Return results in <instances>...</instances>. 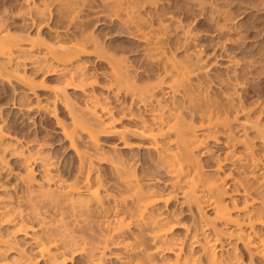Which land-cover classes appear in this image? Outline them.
<instances>
[{"label": "bare ground", "instance_id": "1", "mask_svg": "<svg viewBox=\"0 0 264 264\" xmlns=\"http://www.w3.org/2000/svg\"><path fill=\"white\" fill-rule=\"evenodd\" d=\"M56 1L60 6L67 3V12L75 13L73 0ZM110 1L120 7H132L128 8L133 9L128 16V24L138 23L136 37L147 43L149 49L153 50V55H157L156 58L164 60L163 80L169 87L167 90H171L174 95L181 93L187 98L188 105L183 108L189 113L195 114L201 110L195 114H199L197 118L200 124L194 126L187 119V113L182 106L165 109L162 101L158 102L159 107L153 104L150 118H137L133 131L142 140L139 146L156 156L153 164L158 173L154 177H147L131 167L109 164L112 169L108 168L109 172L114 173L108 179L100 172L101 167L98 168L99 164L102 166L103 154L99 136L118 134L120 138H124L127 131L121 130L115 124L111 111L102 103L95 88L101 86L106 93L116 96L122 91L132 93L133 98L148 105L149 98L151 104L156 99V88L161 85L152 84L149 88L137 86L126 59L123 56H111L105 45L93 35L81 33L79 36L73 35L75 39L68 42L59 39L48 44L45 56L32 61L31 66L38 69L48 66L51 67L48 71L62 76L64 85L55 90L57 97L62 93L61 90L74 88L89 96L92 103L91 117L85 121L75 117V130L64 128L81 160L79 174L77 173L75 182H69L60 172L52 169L53 162L42 156L40 160L45 167V180L35 181L33 169L30 168L34 152L24 149L20 139L8 131L0 116V264H35L20 238L31 245L45 264H75L77 257L80 258L79 262L83 260L86 264H104L111 242H118L117 245L123 247L127 264H245L242 253L239 254L232 248V242L227 236L229 231L222 227L228 224L233 225L229 229L233 228L237 232V240L250 254H257L264 259V166L262 167L263 161L260 158L262 156H258L257 151L258 146H264L262 130L258 128L259 143L249 136L250 125L245 121L239 126H242L245 136L239 138L237 133L235 135L236 131L231 126L233 123L230 124L233 121H230L231 118L228 120L233 114L220 113L219 110L223 111L222 106L213 107L217 101L212 98L214 94L209 96L211 99L206 97L208 94L205 96L207 92L204 91V81L210 76V70L205 67L206 63L195 57H170L166 52L167 48L163 47L164 43L161 44L164 41L163 36L158 37L160 32H155L157 28L153 31V26L147 25V20L142 17L140 21L136 20L139 16L136 13L140 12L139 6L154 0ZM25 2L29 3L30 0ZM75 17L76 15L71 17V22ZM145 24L148 26L146 29L151 27L152 32L144 28ZM152 33L157 36L154 37ZM31 40L26 41L4 22H0V72L7 77L14 76L30 92L36 93L41 84L26 73L28 63L25 57L36 46L35 41ZM90 48L98 58L107 59L108 71L104 76L100 75L106 78L105 81H101L100 72L95 73L85 65L86 61H75L78 56L91 50ZM227 102L223 103L228 104ZM233 102L230 103L234 104ZM222 114L226 116L223 117ZM80 132L87 134L94 152L83 151L75 144ZM222 135L226 137L224 144L226 142L229 149L227 148L224 156L215 157L213 170H207L199 158L197 159L195 152L206 147L209 140L221 142ZM241 143L244 151L241 154L235 153L232 149ZM129 145L126 141L125 146ZM18 150L24 156L23 162L28 165L26 171L17 176L24 185V195L17 192L15 185L10 183L12 180L7 181L4 178L6 174L3 176L4 168L8 164V153ZM230 165L231 168L240 169V175L227 168L231 172L223 177L221 172L227 166L230 168ZM245 169H249L250 173L244 172ZM241 170H244L243 176ZM161 171L169 176L167 181H163L159 173ZM226 187L232 188V206L226 201ZM179 194L181 202L190 211L202 213L203 204L213 210V216H205L204 222L195 216L192 225H185L184 238L174 233L176 225L183 222L179 215L181 211L171 205L175 199L178 200ZM36 198L38 199L35 200ZM112 200L114 206L110 207L108 203ZM44 205L47 211H42ZM51 210L53 214L49 215L48 211L51 213ZM192 246L199 248L195 251Z\"/></svg>", "mask_w": 264, "mask_h": 264}, {"label": "rangeland", "instance_id": "2", "mask_svg": "<svg viewBox=\"0 0 264 264\" xmlns=\"http://www.w3.org/2000/svg\"><path fill=\"white\" fill-rule=\"evenodd\" d=\"M68 1L64 0V2ZM73 1L75 2V13L67 12V3H65V6H60L59 2H55V0H30L29 3L25 0H0V22H4L13 32L25 38L26 41L29 42L33 39L36 43L35 48L25 57V61L28 63L26 73L41 84L36 89V93L30 92L19 79L14 76L7 77L0 72V116L5 121L8 131L20 139L24 149L27 152L28 150L34 152L35 156L31 159L32 165L30 168L33 169L35 181L42 182L45 180L43 178L45 177V167L42 166L43 161L40 160L42 156H45L51 163L53 162V170L60 172L62 177H65L64 179H69L67 181L75 182L79 174L81 160L74 145L72 146L71 141L67 138L64 128L69 131L75 130V117L83 121L91 117V100L89 96L74 88L61 90L62 93L57 97L55 90L58 89V86L64 85L62 76L54 74L53 71H48V69H51L48 66L43 69L33 67L31 62L43 58L47 45L54 41L61 39L68 42L72 38L75 39L74 36L81 35V33L93 35L105 45L106 51L111 56H123L126 59L128 69L137 86L149 88L152 87V84L161 85V87L156 88V99L151 104L149 98L148 105L133 98L132 93L122 91L116 96V94L106 93L107 91L101 86L95 88V92L101 98L102 103H105L107 109L111 111L115 124L121 130L127 131L124 138H120L118 134H101L99 136L103 154L101 156L102 166L99 164V167H97H101L100 172L108 179L113 177L112 174L114 173L110 171V174L109 164L131 167L147 175V177H154L158 173L155 164H153L156 156L139 146L142 140L133 131L136 127V120L139 117L150 118L153 104L159 107L158 102L162 101L165 104L162 105L163 108L172 109L173 106L175 108L187 106L188 100L181 93L174 95L171 90H167L169 87L163 80L165 77L164 60H159V57L156 58L157 55H153V50L149 49L147 43L142 38L136 37L137 32L135 30L138 28V23L132 24L131 22V24H128L130 22L128 16L133 10L129 9L132 7H120L110 0ZM142 5L139 6L140 12L136 13V15H139L136 20L140 21V17H142L143 20H147V25L151 24L149 26H153V31L157 28L155 32H160L158 37L163 36L164 41L161 39L163 41L161 44L164 43L163 47L167 48L166 52L169 53L170 57L171 55L174 58L177 56H179L177 58L184 56L187 59L195 57V59L198 58L206 63L205 67L207 66L210 70V72L208 71L210 76H208L209 78L206 77L207 80L205 78L208 83L204 81V91L207 92L205 96L208 94L206 97L210 98L209 96L214 94L215 97L212 95V98L214 100L216 98L217 101L215 100L216 106L213 105V107L222 106L223 111L219 110V112L221 111L226 115L233 114L232 116L228 115L229 118H227L228 120L231 118L230 121H233L230 124L233 123L231 126L236 131L235 135L237 133V136H240L239 138L245 136L242 126L239 127L245 121L250 125L248 129L249 136L259 143L258 130H262L264 135V0H154L145 2ZM74 15L76 17L71 22V17ZM147 25L145 24V27H143L148 29ZM150 28L146 30H152ZM131 31H134V33L131 34ZM153 33L154 37L157 36ZM77 60L80 63L86 61L85 65L95 73L100 72L99 76H104L109 68L107 59L98 58L92 49L86 54L78 56L75 61L77 62ZM202 61H200L201 64ZM103 76H100L101 81H105ZM161 80L163 81L159 82ZM230 98H233V100ZM218 100H222V102ZM224 101H228V104L223 103ZM46 106L54 110L50 111ZM183 111L187 113V119L193 125L195 124L194 126H199L200 120L197 118L199 114H195L200 113L201 110H198L195 114L189 113L187 109ZM226 115L222 114L223 117ZM79 135L80 137L77 138L78 141H75V144L78 147L80 146L79 148L83 151L94 152L87 134L80 132ZM222 136V140L220 138L221 142L209 140L206 144L207 148L202 147L195 152L197 159L199 158L207 170H213L216 156H224L229 149L226 142L224 144L226 137ZM126 141L129 142V146H125ZM261 147L258 146L257 151L259 152L258 156L260 154L262 156L260 158L263 161V167L264 146ZM208 148L210 150H207ZM204 149L205 151H203ZM234 149L232 150L235 153L241 154L244 151L243 143L237 145ZM15 152L8 153L6 161L8 164L4 168L3 173H5L3 176L6 174L4 178L7 181L12 180L10 183H13V186L15 185L17 192L24 195V185L21 184L17 176L23 174L28 165L23 162L24 156L21 151ZM86 163H88V160ZM227 168L232 169L236 175H240V169L231 168L230 165V168L227 166L221 172L223 177L232 171H228ZM242 171L244 170H241V175L245 174L244 172L250 173L249 169ZM159 173L163 181H167L169 176L162 171ZM226 189V201L228 200L227 202L232 206V199H230L233 195L232 188L226 187ZM181 199L179 194L178 200L175 199V202L173 201L171 205L176 210L181 211L179 215L183 221L176 225L177 228L174 229V233L176 236L184 238L185 225H192L195 216L199 221L203 219L202 222H204L205 216H213V210L203 204L202 213L195 212L196 210L190 211L186 204L181 202ZM110 202L108 205L113 207L114 201ZM46 208V206L44 209L42 208V211H47ZM52 212L53 210H51V213L48 211V214L51 215ZM235 213L234 216H236ZM228 225L222 227L229 231L227 236L230 238L229 241L232 242V248L239 254L242 253L241 257L243 256L244 263L264 264V259L257 254H250L243 247L242 243L237 240L236 231L233 228L229 229L233 225ZM20 240L23 242L26 251L33 257L35 264H45L43 260L38 258L37 253L33 251L27 241L23 238H20ZM117 244L118 242L109 244L108 258H106L104 264L126 263L127 259L123 247L120 244L119 247ZM192 248L196 251L199 247L192 246ZM79 259L77 257L74 260L75 264H86V261L81 260L79 262ZM134 259L138 260V258Z\"/></svg>", "mask_w": 264, "mask_h": 264}]
</instances>
